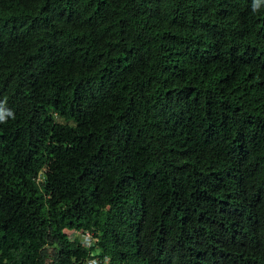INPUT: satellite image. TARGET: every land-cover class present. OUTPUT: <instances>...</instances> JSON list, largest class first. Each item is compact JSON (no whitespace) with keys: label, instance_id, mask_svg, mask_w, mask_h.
Here are the masks:
<instances>
[{"label":"trees","instance_id":"obj_1","mask_svg":"<svg viewBox=\"0 0 264 264\" xmlns=\"http://www.w3.org/2000/svg\"><path fill=\"white\" fill-rule=\"evenodd\" d=\"M0 117V264H264V0H0Z\"/></svg>","mask_w":264,"mask_h":264},{"label":"built area","instance_id":"obj_2","mask_svg":"<svg viewBox=\"0 0 264 264\" xmlns=\"http://www.w3.org/2000/svg\"><path fill=\"white\" fill-rule=\"evenodd\" d=\"M79 236L81 237V240L83 242L84 245H89L91 242V237L89 234H79ZM87 264H103L101 261H99L98 259H92L90 261H88ZM104 264H107V262H105Z\"/></svg>","mask_w":264,"mask_h":264},{"label":"clouds","instance_id":"obj_3","mask_svg":"<svg viewBox=\"0 0 264 264\" xmlns=\"http://www.w3.org/2000/svg\"><path fill=\"white\" fill-rule=\"evenodd\" d=\"M0 119H2V117H0Z\"/></svg>","mask_w":264,"mask_h":264}]
</instances>
